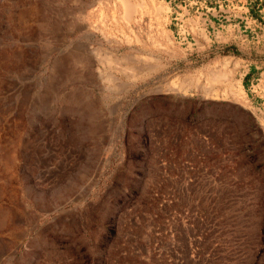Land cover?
Returning <instances> with one entry per match:
<instances>
[{"label": "rangeland", "instance_id": "obj_1", "mask_svg": "<svg viewBox=\"0 0 264 264\" xmlns=\"http://www.w3.org/2000/svg\"><path fill=\"white\" fill-rule=\"evenodd\" d=\"M126 1L0 0V264H264V30Z\"/></svg>", "mask_w": 264, "mask_h": 264}, {"label": "crops", "instance_id": "obj_2", "mask_svg": "<svg viewBox=\"0 0 264 264\" xmlns=\"http://www.w3.org/2000/svg\"><path fill=\"white\" fill-rule=\"evenodd\" d=\"M250 0H231V14H230V27L231 31L235 32V39H244L246 42L248 38L252 40V37L239 36L240 28L261 29L264 30V12L259 17L255 11L249 9L246 5ZM253 6V4H251ZM264 39V37H263ZM247 78V76H243ZM247 83V79L244 80Z\"/></svg>", "mask_w": 264, "mask_h": 264}, {"label": "built area", "instance_id": "obj_3", "mask_svg": "<svg viewBox=\"0 0 264 264\" xmlns=\"http://www.w3.org/2000/svg\"><path fill=\"white\" fill-rule=\"evenodd\" d=\"M251 4H253V6ZM246 5L249 9L255 11L259 17H261L262 12H264V0H250Z\"/></svg>", "mask_w": 264, "mask_h": 264}, {"label": "bare ground", "instance_id": "obj_4", "mask_svg": "<svg viewBox=\"0 0 264 264\" xmlns=\"http://www.w3.org/2000/svg\"><path fill=\"white\" fill-rule=\"evenodd\" d=\"M122 1H123V4H124L127 12H129L131 9H133V6H131V4H129V2H127L126 0H122Z\"/></svg>", "mask_w": 264, "mask_h": 264}]
</instances>
